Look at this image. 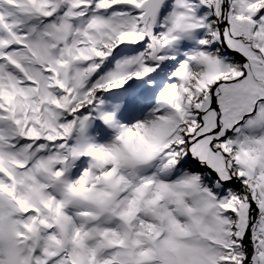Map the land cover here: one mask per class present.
Returning a JSON list of instances; mask_svg holds the SVG:
<instances>
[{
	"label": "snow or ice",
	"instance_id": "snow-or-ice-1",
	"mask_svg": "<svg viewBox=\"0 0 264 264\" xmlns=\"http://www.w3.org/2000/svg\"><path fill=\"white\" fill-rule=\"evenodd\" d=\"M0 264H264V0H0Z\"/></svg>",
	"mask_w": 264,
	"mask_h": 264
}]
</instances>
